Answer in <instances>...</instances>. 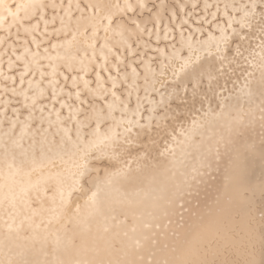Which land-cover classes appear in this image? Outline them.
<instances>
[{
    "label": "snow or ice",
    "instance_id": "snow-or-ice-1",
    "mask_svg": "<svg viewBox=\"0 0 264 264\" xmlns=\"http://www.w3.org/2000/svg\"><path fill=\"white\" fill-rule=\"evenodd\" d=\"M0 10L13 17L28 37H22L18 28L15 40L9 43V28L0 39V92L7 97H0L4 104L0 112V211L13 221L6 225L8 235L0 238V264H62L59 260L29 258L35 253L28 249L13 250L18 246L11 233L18 232L24 224L21 220L13 227L19 206L43 204L39 194L32 200L29 188L16 180L21 173L16 150H20L19 156H28L23 139L29 129L33 154L39 145L43 159L53 167L57 162L66 165L50 178L55 180L54 191L61 197L60 207L65 211L72 208L77 214L81 205L74 202L73 196L84 192L86 185L89 188L84 202L98 212L102 193L109 204L122 195L121 182H141L178 167L189 170L182 173L186 180H195L201 169L211 168L213 148L200 138L201 129L210 121L188 119L186 113H198L207 104L205 116L214 117L217 113L212 110L213 103L217 108L243 111L241 97L232 94L241 80L240 91L245 102L252 105L248 115L255 120L258 111L264 130V0H203L202 7L196 0L190 4L168 0H22L15 11L0 0ZM5 19L0 14V26ZM57 21L60 26L52 27L50 32L49 26H55ZM36 34L46 39H37ZM16 42L23 48L20 55ZM42 44H47L43 49L46 54L49 49L64 50L63 54L57 51L55 56L44 58L57 62L51 65L49 84H59L57 75L65 82L71 81L75 91L67 96L79 102L74 115L73 105L60 99L55 90L45 96L37 84L33 91L35 73L41 83L46 76L40 63ZM109 56L114 60L111 67ZM97 67L107 72V80L96 71ZM89 69L100 81L98 89L91 88V82L79 75L87 74ZM13 72L16 74H9ZM81 79L83 89L78 84ZM109 81L110 86H106ZM25 83L28 90L24 89ZM117 89L123 91L118 95ZM57 102L61 110L67 108L69 112L65 119L56 112L58 131L63 133L59 138L53 132L51 111L44 115L49 105L55 110ZM22 108L27 110V123L20 119ZM69 121L73 122L71 127ZM177 123L185 137L178 144L180 154L172 151V158L162 163L160 157L165 154L153 155L156 141L149 132L167 136L169 129L177 131ZM21 124L23 129L18 135L16 129ZM48 192V188L43 189L45 196Z\"/></svg>",
    "mask_w": 264,
    "mask_h": 264
},
{
    "label": "rangeland",
    "instance_id": "rangeland-1",
    "mask_svg": "<svg viewBox=\"0 0 264 264\" xmlns=\"http://www.w3.org/2000/svg\"><path fill=\"white\" fill-rule=\"evenodd\" d=\"M5 2L15 11L16 5L22 0ZM168 2L190 4L192 0ZM196 2L200 7L203 6V0ZM209 2L214 3L215 0ZM0 14L6 17L0 26V39L8 34L6 30L9 28L12 34L9 36V43L15 40L18 28L21 36L28 38L13 17L2 10ZM24 15L22 11L20 16ZM59 26L57 21L55 26H49V31L51 32L52 27ZM36 35L37 39H46ZM16 43L17 55H20L23 48L19 42ZM29 46L36 51L34 44L30 43ZM45 47L47 44H42L39 51L40 63L46 76L41 83L38 72L35 73L33 91L37 84L43 89L45 87V96H50L55 90L60 99L73 105L74 115L79 102L74 97L67 96L68 92L75 91L71 87V81L65 82L57 75L59 84H49L48 81L52 79V67L49 65L57 62L44 58L49 54L55 56L57 51L63 54L64 50L49 49L46 54L43 51ZM2 50L0 47V51ZM97 56L98 64L99 53ZM113 62L112 56H109V67ZM76 67L79 70L80 66ZM121 68L123 69V65ZM4 71L7 73V57L4 58ZM96 71L107 80L106 71H101L99 67ZM112 71L115 76V70ZM79 75L91 82V88L98 89L100 81L96 79L95 72L89 69L87 74L79 72ZM78 84L81 89L84 88L83 79L78 80ZM106 86H110V81ZM28 87L25 83L24 89L28 90ZM242 87L243 80L232 90V94L241 97L243 111L234 107L217 108L213 103L212 110L217 113L214 117L205 116L207 104L198 113H186L188 119L194 117L197 121L203 122L202 118L210 121L201 129L200 138L213 148L214 163L211 168L201 169L195 180H186L182 173H188L189 170L178 167L169 172H159L154 178L141 182H121L122 195L109 204L102 193L98 212H94L90 203L84 202L88 185L84 192L73 196L74 202L81 205L78 214L72 208L65 211L60 207L61 197L54 191L55 180L50 177L55 172L63 171L66 165L57 162V166L53 167L43 159L39 145L33 154L29 148L32 143V130L29 129L23 139L28 156L21 157L20 150H16V164L21 168L16 180L29 188L32 200L35 201L39 194L43 204L41 206L36 202L31 207L19 206L20 212L15 217L13 227L19 225L21 220H24V224L18 232L11 233L14 245L18 246L14 247V252L28 249L35 253L29 258L50 262L59 260L62 264H76L77 261L85 264H264V130L261 129L258 111L255 120L248 115V109L252 105L245 102L240 91ZM122 91L123 89H117L118 95ZM31 95L30 91L29 96ZM223 95L227 96L229 93ZM0 97L7 98L3 92H0ZM18 99L23 100V97ZM111 99L109 95V100ZM216 100L219 101L220 97L217 96ZM176 103L180 101L177 100ZM3 107V100L0 99V112ZM119 107L117 102V115ZM49 111L52 113L49 118L53 122V132L59 138L63 133L58 131L56 112L59 111L60 118L65 119L69 115L68 109L61 110L57 102L55 110L49 105L44 115L48 116ZM26 117L27 110L22 108L21 121L27 123ZM72 123L68 122L69 127ZM47 126L46 123L45 127ZM175 126L177 131L172 133L169 129L170 135L167 136L155 131L149 132L156 141L152 145L153 155L165 154L160 157L162 163L172 158V151L180 154L178 144L185 137L180 131L181 125L177 123ZM22 129L23 124L18 125V135ZM129 163L135 169L136 165L131 160ZM45 188L49 189L47 196L43 193ZM53 196L55 200L52 199ZM12 223L6 212L0 211V238L8 235L6 225Z\"/></svg>",
    "mask_w": 264,
    "mask_h": 264
},
{
    "label": "bare ground",
    "instance_id": "bare-ground-1",
    "mask_svg": "<svg viewBox=\"0 0 264 264\" xmlns=\"http://www.w3.org/2000/svg\"><path fill=\"white\" fill-rule=\"evenodd\" d=\"M78 46H79V45H78ZM33 50H34V48H33ZM34 51H35V50H34ZM60 52H61V51H60ZM63 52H64V51H62V53H63ZM49 55H50V54H49ZM49 61H50V60H49ZM49 61H48V62H49ZM46 62H47V61H46ZM54 62H55V61H54ZM54 62H53V63H54ZM54 64H55V63H54ZM54 64H52V65H54ZM49 66H51V64H50ZM49 68H50V67H49ZM50 69H51V68H50ZM34 85H36V84H34ZM33 87H34V86H33ZM35 88H36V87H35ZM44 89H45V87H44ZM46 90H47V89H46Z\"/></svg>",
    "mask_w": 264,
    "mask_h": 264
}]
</instances>
